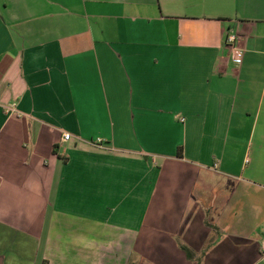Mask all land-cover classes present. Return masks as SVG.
Returning a JSON list of instances; mask_svg holds the SVG:
<instances>
[{
	"label": "crops",
	"instance_id": "crops-1",
	"mask_svg": "<svg viewBox=\"0 0 264 264\" xmlns=\"http://www.w3.org/2000/svg\"><path fill=\"white\" fill-rule=\"evenodd\" d=\"M263 241L264 0H0V264H264Z\"/></svg>",
	"mask_w": 264,
	"mask_h": 264
},
{
	"label": "built area",
	"instance_id": "built-area-1",
	"mask_svg": "<svg viewBox=\"0 0 264 264\" xmlns=\"http://www.w3.org/2000/svg\"><path fill=\"white\" fill-rule=\"evenodd\" d=\"M224 44L229 49L231 60L235 64H239L242 60L244 51L239 46V36L233 32H227L224 37ZM70 139V134L64 133L62 135V141L66 142ZM98 145H102V140H97ZM260 252L264 256V241L260 245Z\"/></svg>",
	"mask_w": 264,
	"mask_h": 264
},
{
	"label": "trees",
	"instance_id": "trees-1",
	"mask_svg": "<svg viewBox=\"0 0 264 264\" xmlns=\"http://www.w3.org/2000/svg\"><path fill=\"white\" fill-rule=\"evenodd\" d=\"M180 247L187 253L188 256H191V252H190V250L188 248H186L183 245H181Z\"/></svg>",
	"mask_w": 264,
	"mask_h": 264
}]
</instances>
